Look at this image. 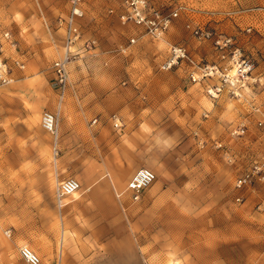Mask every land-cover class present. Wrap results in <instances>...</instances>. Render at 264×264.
<instances>
[{
	"label": "rangeland",
	"instance_id": "rangeland-1",
	"mask_svg": "<svg viewBox=\"0 0 264 264\" xmlns=\"http://www.w3.org/2000/svg\"><path fill=\"white\" fill-rule=\"evenodd\" d=\"M148 3L178 10L158 41L120 23L121 0H85L54 155L40 116L59 106L51 65L62 53L57 21L68 0H0V38L8 32L15 46L4 58L17 79L0 86V264H26L21 247L40 264H264V0ZM224 39L231 46L219 49ZM171 45L222 67L239 50L255 82L240 98L225 89L212 101L204 85L215 80L192 84L185 69L160 71ZM240 126L245 132L233 134ZM111 162L119 172L137 163L155 182L133 202L123 192L134 172L114 178ZM68 178L80 188L59 208L54 188Z\"/></svg>",
	"mask_w": 264,
	"mask_h": 264
},
{
	"label": "built area",
	"instance_id": "built-area-1",
	"mask_svg": "<svg viewBox=\"0 0 264 264\" xmlns=\"http://www.w3.org/2000/svg\"><path fill=\"white\" fill-rule=\"evenodd\" d=\"M85 0H68L69 9L64 17H60L57 21L58 27L63 32L62 53L55 59L51 65V71L58 91L59 106L65 97V92L69 86V75L67 71L68 65L80 57V48L77 46L81 40L80 21L85 17L86 10L84 7ZM178 10L171 11L167 14L162 13L158 9L151 7L148 0H121V13L119 21L122 25H127L141 32L154 41L161 40L167 33L172 22L178 18ZM189 29L190 27L187 26ZM191 33L197 39H208L210 34L200 29H192ZM135 38L129 39V45L136 43ZM15 47L12 44L11 36L8 32L1 35L0 38V86H8L13 84L17 79L14 77L12 67L4 58L5 45ZM91 42L87 45L93 46ZM215 45L219 49L231 46L230 40H217ZM126 48L121 52L125 53ZM13 67L18 71L24 69V64L18 60L13 62ZM160 71L169 72L176 69H185L186 78L192 84H203L205 81L215 80L212 85H204L205 93L212 101L217 100L221 93L227 89L228 93L235 97H242L243 91L255 82L253 77V66L249 60L244 58L239 50L231 52V58L227 66L200 64L189 53L184 46L171 45L167 51L165 59L159 66ZM234 69L236 76L235 85L230 83L228 79L229 70ZM59 115L55 112H43L40 118L42 129L51 137L52 150L54 155L58 153V130ZM97 120L91 121V125L96 124ZM114 129H120V122L116 116L112 117ZM245 132L244 127L240 126L233 134L241 135ZM201 144V143H200ZM155 174L146 168L138 169L128 180L123 193H127L129 199L137 202L143 191L148 189L155 182ZM249 175H244L236 181V188H241L247 184ZM80 184L73 178L60 181L54 188V199L59 208H62L63 200L78 191ZM116 195L120 198L122 194ZM9 232L6 233V235ZM8 236V235H7ZM19 256L26 264H40L39 257L28 247L19 249Z\"/></svg>",
	"mask_w": 264,
	"mask_h": 264
},
{
	"label": "crops",
	"instance_id": "crops-1",
	"mask_svg": "<svg viewBox=\"0 0 264 264\" xmlns=\"http://www.w3.org/2000/svg\"><path fill=\"white\" fill-rule=\"evenodd\" d=\"M57 111H58V113H59V116H62V118H66V115H67V108L66 107H61V105L60 106H57ZM61 113H63V114H61ZM109 113H108V111H104V114H102V116L100 117V119H102L104 116L105 117H107V115H108ZM113 116H115L114 114L112 115V117ZM94 119H96V118H93L92 120H94ZM112 119V118H111ZM110 119V120H111ZM91 120V121H92ZM97 120V119H96ZM98 121V120H97ZM112 121V120H111ZM97 123V122H96ZM95 125V124H94ZM94 125H91V126H94ZM112 127H113V125H112ZM118 130V129H117ZM112 143V142H111ZM113 157V156H112ZM111 157V158H112ZM113 159V158H112ZM108 168L111 170V172H113V174L115 175L114 176V178H121V177H123V176H127V175H130V174H132L133 172L135 173L138 169H140V168H138L139 166L137 165V163H135V164H132V166H130V167H128V168H126V169H124L123 171H121V172H119V170H118V167L114 164V162H111V163H109L108 165ZM133 173V174H134ZM109 177V179L112 181V179H114V178H112L111 176H108ZM104 180V177L102 178V181ZM90 189H91V187H89V188H87V190L86 191H90ZM93 195H95V193H93L92 194V196ZM62 206H65L63 203H62ZM63 235H64V232H63ZM63 241H64V237H63ZM62 241V242H63ZM64 250V244L62 243V251ZM62 256H64V254L62 255ZM64 257H62V259H63Z\"/></svg>",
	"mask_w": 264,
	"mask_h": 264
},
{
	"label": "bare ground",
	"instance_id": "bare-ground-1",
	"mask_svg": "<svg viewBox=\"0 0 264 264\" xmlns=\"http://www.w3.org/2000/svg\"><path fill=\"white\" fill-rule=\"evenodd\" d=\"M6 46V45H5ZM5 48V47H4ZM5 51V50H4ZM236 76V73H235V71H234V69H232V70H229V72H228V79L230 80V83H232L233 85H235V77ZM58 103H59V101H58ZM56 113L59 115V113H58V111H56ZM61 114H63V113H61ZM41 117V116H40ZM125 189V188H124ZM77 192V191H76ZM76 192H74V193H76ZM73 193V194H74ZM72 194V195H73ZM64 201V200H63ZM62 205V204H61ZM8 235V234H7ZM32 251V250H31Z\"/></svg>",
	"mask_w": 264,
	"mask_h": 264
}]
</instances>
